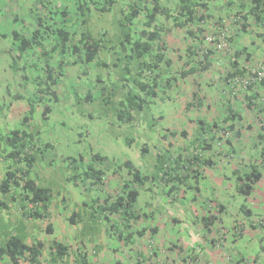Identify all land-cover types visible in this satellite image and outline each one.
Listing matches in <instances>:
<instances>
[{"label": "trees", "instance_id": "obj_1", "mask_svg": "<svg viewBox=\"0 0 264 264\" xmlns=\"http://www.w3.org/2000/svg\"><path fill=\"white\" fill-rule=\"evenodd\" d=\"M5 8L8 1L0 0V13L9 14ZM99 20H107V25L99 26ZM14 21L20 28L11 25ZM252 26L258 29L256 35L264 37V0H33L21 15L0 16V38L7 40L6 53L12 57L9 64L16 71L21 59L22 88L30 85L25 95L14 97L28 106L25 115L0 135V209H13L26 221L37 220L48 235L53 233L57 212L63 211L69 222L90 231L95 228L97 234L104 232L99 242L93 239V231L92 239L81 237L68 244L51 238L47 247L46 239L27 241L11 234L0 244V261L181 264L193 260L195 248L184 249L176 239L178 219L165 220L160 216L164 212L152 207L153 200L145 199L155 194L176 199L187 190L199 191V180L206 178L202 171L214 164L208 153L236 159L239 167L231 171L233 178L226 177L233 181L235 198H248L263 179L264 158L258 145H264V102H255L258 90L250 87L248 96H256L252 101L234 94L231 83L208 91L201 86L204 74L212 72L216 54L228 61L220 68L226 72L225 81L244 74L243 65L251 53H245L244 45L236 46V41ZM172 36L183 41L185 56L172 54ZM224 37L235 50L218 51L216 45ZM64 79L70 92L63 89ZM190 81L194 86L189 94L182 92L181 100L180 91ZM66 94L73 106L106 107L102 117L89 115L98 132L101 119L130 125L123 140L130 146L137 143L139 159L126 150L121 151L123 157L94 148L88 154H67L61 162L71 191L37 175L39 160L49 159L46 153L53 147L40 138L38 130L27 127L35 122L36 112L41 120H48L53 105ZM242 98L247 100L246 109ZM158 101L178 109L184 120L179 118V129H158L153 116ZM158 116L165 118L164 113ZM248 119L261 125L251 127ZM73 122L72 129H78L79 123ZM189 124L192 129H184ZM142 126L150 130L148 134H137ZM245 133L252 136L251 141L241 144ZM207 203L195 220L204 236L212 233L225 210L216 198ZM239 210L255 217L246 225H236L232 242L243 239L245 246L222 247V264H264V214L255 215L243 204ZM252 235L258 243L255 248L247 243ZM220 239L223 242L224 236ZM69 255L73 260L61 261Z\"/></svg>", "mask_w": 264, "mask_h": 264}, {"label": "rangeland", "instance_id": "obj_2", "mask_svg": "<svg viewBox=\"0 0 264 264\" xmlns=\"http://www.w3.org/2000/svg\"><path fill=\"white\" fill-rule=\"evenodd\" d=\"M9 8H5L6 12H9V14L6 13H0V16L3 18V16L10 17L12 13H15L16 15H21L23 11L25 12V7H29L31 2L33 0H7ZM29 5V6H28ZM226 6V4H225ZM217 10V8H215ZM218 11V10H217ZM24 16V14H22ZM26 18L28 19L27 15ZM23 18V19H26ZM21 20L19 19V22ZM107 20H99V26L105 27L107 24L105 23ZM110 22V21H109ZM22 23V22H21ZM20 23L14 21L11 23V25L16 28H20ZM255 26V25H253ZM257 28H252V32H241L242 41H248L256 36L257 34ZM264 38V37H263ZM170 48L172 51V54L177 58V54H183L185 56L184 44L181 39H176L175 36H172V40L170 39ZM238 42V39L236 43ZM235 43V42H234ZM233 43V44H234ZM8 42L7 40H4L0 38V135L4 132H6L9 128L13 127L21 118L25 115V111L27 110L28 106L26 103H24V100H18L14 97L17 95V93H21L25 95L26 89H30V85L26 84L25 88H22L24 83L23 79V73L25 72L24 69H21L20 66L23 65V61L21 59H18L17 64L19 65L17 70L14 71V68L10 66L9 62H11L12 57L9 56L6 51L8 50ZM231 44V48H232ZM258 57V56H257ZM74 67L70 68L68 74H72L74 71ZM215 75V73L213 74ZM207 76V75H206ZM214 77V76H213ZM68 79H64L63 89H66L69 91L68 86ZM205 87V85H204ZM186 90V83H184V86L182 87L180 91V99H183V91ZM65 97V99H62L59 103L54 104L51 113L49 114V119L46 121L41 120L40 114L36 112L35 114V122L32 124L31 127H27L30 130H38L40 132V138L43 141H48L52 145L53 149L49 148L50 150L47 155L51 156L53 160V166L55 163H58L55 165V168L50 165V161L48 158L46 159H40L39 160V166L37 167L36 173H40L42 177L50 182L51 184L57 185L58 188H63L71 191L70 189H73L72 183L67 181V173L68 171L64 170V164L61 162L62 158L65 157L67 154H77L78 152H84L88 154L90 152L89 149L94 148L93 150H102L105 153H109L112 156H115L116 153L118 155H121L123 157L122 150H126L130 153L131 156H135L138 158V145L136 142H133L132 145H126L123 138L130 133V125L128 124H114V123H108L105 120L101 119V122L99 123L102 127L100 128V132L97 130V125H92V120L89 118V115L91 114L92 117L98 118L102 117L103 113L106 112V107H99V105L95 104H82L78 103L74 106L72 105V98L70 96L62 95V97ZM68 97V98H66ZM158 106L153 109V116L156 118L155 122L156 125H158L159 128H166L168 127V130H174L179 129L181 125L177 124L179 122V113L177 112L176 108L171 106L170 104L162 103L158 101ZM39 106V105H37ZM103 108V109H102ZM40 109V107H38ZM164 113L165 118H159V114ZM113 116V113H112ZM37 118V119H36ZM183 119V118H182ZM147 120V119H145ZM73 121H76L79 123V128L72 129V124H74ZM158 121V122H157ZM71 123V125L69 124ZM92 125V126H91ZM105 125L107 127H105ZM145 126H152V122L148 120L145 123ZM190 128H188V127ZM184 126V129L190 130L192 129L191 125ZM93 127V128H92ZM109 127L111 129H109ZM141 127L139 128L138 135L148 134V131L143 130ZM107 132H105V131ZM163 131H166L163 129ZM107 133V134H106ZM250 140V139H249ZM166 143V141H164ZM149 145L152 146L153 140L148 141ZM243 144L244 142H240ZM234 144H236L234 142ZM240 144V145H241ZM178 144H175V146ZM132 147V148H131ZM139 159V158H138ZM138 164L139 162L136 161ZM151 163V162H149ZM61 164L62 166H59ZM60 169V170H59ZM37 173V175H39ZM219 174V173H218ZM40 175V177H41ZM220 178V175H218ZM231 178H233L230 175ZM214 179H218L214 177ZM219 180V179H218ZM209 187V186H208ZM207 187V188H208ZM232 193H235V190H232ZM74 194V193H73ZM208 194V190L206 189L200 196L202 199L204 196ZM227 200V199H226ZM205 200L203 201V203ZM244 205L245 207L251 208V212L255 215L257 214H264V177L261 181L258 182L256 185V188L248 198H229L228 202L226 203L227 209L229 210V214L225 216L226 211L222 213V217L225 218L226 222L233 221V223H237V221H240V224L246 225L249 223V218L246 220L242 219L243 214L239 210L240 205ZM197 209L203 210V205L199 204V206H196ZM259 217V216H258ZM64 221V225H65ZM177 224V223H176ZM199 225L196 222H190L188 225V234L192 233L193 231L189 230L190 227ZM179 226V225H178ZM87 227V226H85ZM43 228L41 223H39L37 220H30L26 221L24 220L18 213H16L13 209H10L9 211L0 209V244L4 243L7 236L11 234H17L24 240H27L29 238L33 239H42L45 236L49 237V235H46L43 232ZM88 228V227H87ZM85 228L83 232L80 231V233L86 234V230L88 234L91 232L89 229ZM91 228V227H90ZM55 234L58 235L59 232L56 230L55 226ZM42 231V232H41ZM87 234V235H88ZM32 239V240H33ZM236 245H240L241 247H244L245 244L243 242V239L237 240ZM249 246V245H248ZM5 262L0 261V264H4Z\"/></svg>", "mask_w": 264, "mask_h": 264}, {"label": "crops", "instance_id": "obj_3", "mask_svg": "<svg viewBox=\"0 0 264 264\" xmlns=\"http://www.w3.org/2000/svg\"><path fill=\"white\" fill-rule=\"evenodd\" d=\"M241 36L242 34H240V36H237L238 38V42L236 46H246L247 47V52H250L251 54H255L258 57H263L264 58V38H252L248 41H242L241 40ZM228 61H226L223 57L221 58L218 57L216 59V65L219 66V68L223 67L222 65H225ZM246 65H249L250 63L245 62ZM226 72H221L220 75H225ZM220 76V78H221ZM224 86H226V84L221 81L220 79H218V77L215 76L214 79V83L213 84H209V89H223ZM249 120V119H248ZM252 121V120H249ZM251 141V140H250ZM246 157V156H245ZM214 164H210L208 165V167L204 168V171H202V176L206 177V178H201L199 180V187L200 190L199 191H190L187 190L186 192H184V194L182 195V197L180 199H182L181 201H171L170 198H165L164 195H158L155 194L153 197H149L145 200H153V205L152 207L154 208H161L162 212L165 209L167 210L166 215H170V216H165V215H160L161 217L165 216V220H169L171 218V216H174L176 218H178L179 222H181V225L179 227H175L177 232L176 235V239L178 240V242L181 244V242L183 243V248L184 249H191V248H195L194 252V259L188 261L185 264H222L221 257L219 254V250L222 249V247H235L236 246V242H232V239L235 238L234 234L231 233L232 228L235 226V224L240 223V221H237V223H233V221L230 222H226L225 218L222 217V219L217 222L214 227H213V231L211 234H208L207 236H204V231L202 229V227L200 225H195L190 227L189 230L193 231L192 233L188 234V225L190 222H195L194 220H196L198 218V215L200 213L203 212L202 209H197L196 206H199V204H202L204 206H206L207 200L208 199H212V198H216L218 202L224 203L225 204V210L226 214L225 216H227V214H229V210L227 209V205L226 203L228 202L229 198L233 199V196L235 198V193H232V190L234 189V184L233 181L230 179H226L227 176L231 175V171L235 170L236 167H239V165L237 164V162H235L236 159L232 160V157L225 159L221 158V155L219 153H216L215 156L212 157ZM219 173V174H218ZM218 175H220V178L218 177ZM214 177L218 178V179H214ZM209 186V187H208ZM208 187V188H207ZM208 190V194H206L204 196V198L202 199V197L200 196V194H202L205 190ZM235 190V189H234ZM147 196H145L146 198ZM227 199V200H226ZM205 200V202L203 203V201ZM76 204V203H75ZM145 203L142 202L141 206H143ZM209 206V205H207ZM70 210V209H69ZM66 214V212H57V215H59L55 220H54V225L56 230L59 232L58 235L55 234V229H53V233L49 235V237L45 236L44 238H42L41 240H45L46 239V247L48 246V241L51 238H55L56 240H60L63 241L65 243H72L73 241L76 240H80L77 238H81V237H86V238H91V234L94 231V234H96L94 236L93 239H100L99 235H101L102 240L104 238V236L102 234H104V232H102V234H97L95 228H93V231H91L89 234L86 232V236H82L80 233V230H84L87 227H81L80 224L78 222H69L67 220L66 217H64ZM250 216H242L243 220L248 219ZM64 221H65V225H64ZM250 222V221H249ZM81 227V228H80ZM88 229V228H87ZM170 230L172 232H174V230L172 228H170ZM90 231V230H89ZM42 232V231H41ZM44 232V231H43ZM46 234V232H44ZM88 234V235H87ZM249 234V233H248ZM48 235V234H46ZM209 236V237H208ZM224 236V241L221 242L220 237ZM254 235H252V237H247V238H251V240L247 239V243L248 244H252V246L254 247V245H258L257 240L254 243ZM179 237V238H178ZM33 238H29L28 241L32 240ZM215 239V240H214ZM215 241V242H213ZM94 242V241H93ZM99 242V240H98ZM88 245L91 244L88 243ZM215 245V246H212ZM262 247H263V253H264V242L262 243ZM255 248V247H254ZM88 250H91V248H89ZM47 251L44 252V254H46ZM196 253L198 254V257H196ZM46 257V256H45ZM73 260L71 255L64 257L63 259H61V261H66V260ZM221 260V261H220ZM245 263V261H244ZM4 264H9V262H5ZM24 264V263H22ZM42 264H46L45 262H43ZM50 264V263H49ZM51 264H67V263H60V261L58 262H53ZM72 264V263H69ZM243 264V263H241Z\"/></svg>", "mask_w": 264, "mask_h": 264}, {"label": "clouds", "instance_id": "obj_4", "mask_svg": "<svg viewBox=\"0 0 264 264\" xmlns=\"http://www.w3.org/2000/svg\"><path fill=\"white\" fill-rule=\"evenodd\" d=\"M252 28H254L253 26L250 28V31H248V32H252ZM228 35V34H227ZM243 35V34H242ZM239 36V35H238ZM258 38L260 37V38H262L261 36H259V35H256ZM242 37V36H241ZM254 38V37H253ZM228 42V41H227ZM234 43V42H233ZM228 45H229V43H228ZM231 47V45H229V47L228 48H226L227 50L229 49ZM232 49L233 50H235V48H234V46H232ZM218 51L219 52H223L224 50L223 49H218ZM217 53V52H216ZM231 53H233V51H231ZM245 53H249V52H247V51H245ZM242 54H244V52H242ZM222 55H225V53L224 54H222ZM216 58H218L219 56L216 54V56H215ZM255 59H259V60H263L264 61V58L263 57H257L255 54H251L250 55V57H249V59H246L245 61L247 62V63H252V61L253 60H255ZM216 62H214V66H213V68L211 69L212 70V72H209V73H205L204 75V78H203V80H201V86H203V91L205 90V91H208L209 90V84H213L214 83V79H215V76L216 77H218V79H220L221 81H223L226 85L228 84V83H231V80H232V78L234 77V76H236V75H239V73H237V74H234L232 77H229V78H227V80L228 81H225L224 79H223V77H225L226 76V74L225 75H220V73H221V71L220 70H222V69H220L219 68V66H217L216 64H215ZM250 64L249 65H246L245 64V62H244V67H245V71H246V69L248 68V66H250ZM215 73V75H213ZM207 75V76H206ZM214 76V77H213ZM220 76H221V78H220ZM204 85H205V87H204ZM264 82H261V84L260 85H256V86H250L251 88H254L255 89V91H257L258 90V96H257V99L255 100V98H256V96H254V97H249L248 95L250 94V87L247 89V90H243V91H240L239 92V94L240 95H242V97L243 96H245L246 98H248V99H250V100H252V101H254L255 100V102H257V103H259V102H264V100H262V95L264 94ZM192 86H194L193 84H192V82L190 81L189 83H186V94H189L190 93V87H192ZM231 86V85H230ZM235 94V93H234ZM180 97V96H179ZM184 97V96H183ZM243 100H244V103H243V107H244V109H246L247 107H246V105H245V102L247 101L245 98H242ZM183 100V99H182ZM165 103V102H164ZM166 104H168L167 102H166ZM178 110V109H177ZM179 113V112H178ZM179 115L181 116V114L179 113ZM263 115H264V111H263ZM179 118H181L182 119V117H179ZM183 120V119H182ZM184 121V120H183ZM248 122H250L251 123V127H254L255 126V128H259V125H261V124H259V123H257V122H255V121H249L248 120ZM177 124H179V123H177ZM180 125V124H179ZM250 134H251V132L249 133V136H250ZM249 136H247V133H245V135H244V137H243V139H242V142H244V143H246L247 141L246 140H248V141H250L249 139H251L252 138V136L251 137H249ZM258 150H259V152H260V154H261V151H262V154L260 155L262 158H264V145H262V144H260V145H258ZM211 157H213V156H215L216 155V152L214 153V154H212L211 155V153H208ZM234 154H236V153H234ZM223 158L225 157L224 155H222V154H220ZM221 157V158H222ZM262 180V179H261ZM260 180V181H261ZM183 195V194H182ZM182 195H179V196H176V199H171V201H181L182 199H180L181 197H182ZM155 208V207H154ZM155 209H157V210H159L160 212L162 211V209L161 208H155ZM250 209V208H249ZM167 210L168 209H165L163 212H164V214H165V216H168V215H166V214H168L167 213ZM253 212V211H252ZM242 214H243V212H242ZM221 216H222V214H221ZM243 216H244V214H243ZM250 217H255V216H250ZM249 217V218H250ZM220 218V217H219ZM178 219V218H177ZM198 219V218H197ZM222 218H220V220H221ZM195 221V220H194ZM196 223H198V221H195ZM177 223V224H176ZM181 225V222H179V220H176V222H175V224H174V226L175 227H179V226ZM239 227V225H241L240 223H237V224H235V226L232 228V230H231V233H233L236 229H237V226ZM203 229V228H202ZM177 233V232H176ZM179 238V237H178ZM156 256V255H155ZM154 256V257H155ZM146 264V263H145ZM181 264H185V262H181Z\"/></svg>", "mask_w": 264, "mask_h": 264}, {"label": "built area", "instance_id": "obj_5", "mask_svg": "<svg viewBox=\"0 0 264 264\" xmlns=\"http://www.w3.org/2000/svg\"><path fill=\"white\" fill-rule=\"evenodd\" d=\"M208 39H211L210 36H208ZM216 47L217 49L228 48V42L225 37L218 41ZM262 81L264 82V61L255 59L250 66H248L243 75H236L232 78L231 87L233 93H236L247 90L252 85H260ZM262 100H264V94L262 95Z\"/></svg>", "mask_w": 264, "mask_h": 264}]
</instances>
